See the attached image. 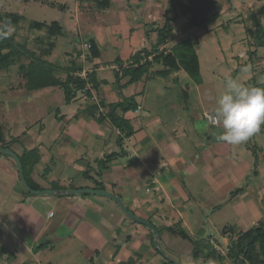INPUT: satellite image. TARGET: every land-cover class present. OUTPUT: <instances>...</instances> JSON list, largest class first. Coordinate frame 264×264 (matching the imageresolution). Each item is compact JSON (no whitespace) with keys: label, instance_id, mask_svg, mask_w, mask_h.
I'll return each instance as SVG.
<instances>
[{"label":"crops","instance_id":"obj_1","mask_svg":"<svg viewBox=\"0 0 264 264\" xmlns=\"http://www.w3.org/2000/svg\"><path fill=\"white\" fill-rule=\"evenodd\" d=\"M171 6L172 0H74V16L65 22L68 50L63 57L58 58L56 43L46 42L51 52L33 51L50 63L59 81L80 69L93 73L100 102L91 104L80 89L70 101L60 87L29 89L14 108L13 129L0 127V264H236L237 256L217 255L210 239L222 247H240L263 223V213L248 188L240 185L235 173L239 163L214 156L210 139L199 158L188 155L183 145L189 151L194 146L190 132H205L195 121L191 131L185 128L177 116L179 106L166 98L175 97L177 86H201L203 78L197 84L183 69L159 62L129 84L127 78L118 80L112 69L116 63L128 67L135 54L156 45L167 18L174 28L173 45L189 38L197 26L185 11ZM57 33L63 35L62 28ZM70 34L75 36L72 41ZM38 40L42 43L36 37L37 46ZM84 43L96 49L86 50ZM17 71L12 75L21 80L16 89L21 93L27 81ZM181 93L187 102V91ZM128 98L136 108L118 109L116 115L129 124L130 135L109 116L110 106ZM39 108L54 117L51 122L40 117L37 132L29 119ZM100 108L102 119L96 115ZM23 180L38 193L29 192ZM86 189L116 196L157 233L132 220L109 197L77 193ZM230 217H239L238 224L229 225Z\"/></svg>","mask_w":264,"mask_h":264},{"label":"rangeland","instance_id":"obj_2","mask_svg":"<svg viewBox=\"0 0 264 264\" xmlns=\"http://www.w3.org/2000/svg\"><path fill=\"white\" fill-rule=\"evenodd\" d=\"M213 1L222 6L218 17L201 23L188 36L193 41L198 42L196 51L200 62L203 84L195 86L192 82L187 88L183 86L182 90L177 86L176 90L178 92L175 93V97L166 96V98L167 101L169 100V102L179 106L178 111H176L177 116L181 118L185 128L191 131L193 129L191 121H195L194 126L205 132L204 134L203 132L199 133V135L190 132L189 137L194 142V146L189 151L182 144L188 155L199 158L201 152L206 148L205 144L210 139L211 142L208 147L213 150L214 156L224 158L230 164L233 161L238 162L239 166L235 168V173L240 179V185L242 184V186L248 188L246 192L258 204L260 214L263 213L260 219H263L264 223V124L246 142L232 146L217 141L216 136L222 133L223 129L215 127L206 118L207 114L215 113L216 99L225 91L228 78H236L243 85L250 88H257V86L264 84V48L256 47L255 38L248 32V30H254L255 32L256 25L251 16L264 6V0ZM73 2L74 0H0V14L12 13L22 16L20 24L13 27L9 34L10 37L15 38L16 42L27 45L30 51L38 52L40 49L37 55L41 54L42 50L50 51L47 46L49 43H56L55 51L58 53V58H62L65 51L68 50L67 40L65 39V22H69L70 16H74L71 13ZM36 22L43 23L47 27H52L56 23L61 26L63 35H49L48 29L38 32L34 29ZM261 24L264 26V16L261 18ZM72 36L74 35L70 36L71 41L73 40ZM36 37L42 41L40 44L38 40L39 46L35 41ZM22 62L28 65L30 61L22 59ZM18 68L19 63L14 64L11 70L9 69L10 71L0 70V127L3 130L6 129L7 132L13 129L15 125L14 116L16 115L14 113L16 110L14 108H17L19 102H22L21 100L29 95L27 94L29 92L27 84H24L21 93H17L16 89H19L17 87L21 80L19 78L15 79L12 74L18 75ZM7 73H10L9 76ZM152 83L155 85L154 82ZM10 84L15 87L12 91L5 87ZM183 90L188 93L187 102L184 98L180 99L179 97L182 96L180 94ZM84 95L86 96V94ZM150 96L152 97L149 100L152 101L153 92H150ZM90 103L95 104L91 100ZM194 103L196 104L194 105ZM184 107L188 108L187 111L183 110ZM40 117H44L51 122L50 118L54 117V113L41 108L34 109V113L29 120L32 129L37 132L39 131L38 121L41 119ZM195 117V120L191 119ZM70 173L71 171L67 175ZM239 190L240 188H236L235 192ZM214 197L216 199V196ZM210 203L213 204V202ZM210 203L205 206L206 212L210 209ZM218 203L222 204L221 201ZM201 216L202 219L207 221L204 214ZM238 218L233 219L230 217L229 225L238 224ZM209 229L206 230L207 233L210 232Z\"/></svg>","mask_w":264,"mask_h":264},{"label":"trees","instance_id":"obj_3","mask_svg":"<svg viewBox=\"0 0 264 264\" xmlns=\"http://www.w3.org/2000/svg\"><path fill=\"white\" fill-rule=\"evenodd\" d=\"M205 1L209 2L210 4H216L215 1ZM175 6L181 8V10L187 13L191 24H193L194 26H199L201 24L194 16L192 4L189 0H172L171 9L173 10ZM263 16L264 6L251 16L256 25L255 32L254 30H248V32L255 38L256 47L258 48H264V26L261 24V18ZM216 17H218V15ZM21 21L22 16H20L19 14H0V29H12L15 26L17 27ZM171 21V19L167 18L164 27L159 30L158 43L154 45L151 50H155L160 45L165 44L167 40L173 39L174 28ZM34 29H48L49 35L55 36L58 34V29L59 31H61V26L55 23L52 27H47L43 23L36 22L34 24ZM197 45V41H193L190 38L184 39L174 45L172 44L169 48L170 52L167 55L161 54L155 58L154 62L141 65V53L149 51L148 49H143L135 54L131 65H129L128 67H124L122 66V64L116 63V65L120 67V72H114L118 80H120L121 77L127 78L129 84H131L141 80L145 75H147L155 63L163 62L164 64L172 68L175 67L176 69H183L188 74V76L195 81V83L201 84L202 76L200 73V62L196 51ZM90 49L94 51L96 49L95 45L91 44ZM84 55L85 54H83L82 56ZM22 59L29 60V64L27 65V63L22 62ZM18 63V70L26 79L28 89L60 87L61 89H63L67 101H70L74 97L75 89L84 91L88 82L92 83L94 89L98 91V84L93 73H89L88 79L83 80L79 77V74L82 73V70L80 69L73 75L68 74L66 79H64L63 81H59L54 77V71L52 70L50 63L40 59L35 54V52L28 49L27 45L16 42L15 38L10 37L9 35L7 36V38L0 39V70L9 71V69L14 64ZM257 88L264 89V84L257 86ZM86 94L91 95L89 92H86ZM135 108L136 104L134 100L130 98L124 99L123 102L116 103L110 106L109 116L111 120L115 125L118 126V128H125L128 135L131 134L130 126L124 119L116 115V111L118 109H121L123 112H126ZM102 118H104V116L101 114L100 119ZM25 160L24 157L20 158L23 172L28 169ZM33 165H29V167H33ZM98 186L101 189L104 188L102 184H98ZM229 249L230 250L227 257L233 259L237 256V258H235L236 264H264V223L260 224L257 227H254L251 232H249L242 239L240 247L236 248L235 246L230 245ZM213 251L217 254L215 249Z\"/></svg>","mask_w":264,"mask_h":264},{"label":"clouds","instance_id":"obj_4","mask_svg":"<svg viewBox=\"0 0 264 264\" xmlns=\"http://www.w3.org/2000/svg\"><path fill=\"white\" fill-rule=\"evenodd\" d=\"M11 28L0 29V39ZM214 121L223 129L216 139L237 146L246 142L264 124V89L247 87L236 78L226 80L225 91L216 99Z\"/></svg>","mask_w":264,"mask_h":264},{"label":"built area","instance_id":"obj_5","mask_svg":"<svg viewBox=\"0 0 264 264\" xmlns=\"http://www.w3.org/2000/svg\"><path fill=\"white\" fill-rule=\"evenodd\" d=\"M172 40H167L165 44L163 45H160L159 47H157L155 50L154 49H150L148 52H142L141 55H140V64L143 65V64H146V63H152L154 62L155 58L161 54L163 55H167L170 50V46L172 45ZM84 48L85 49H89L90 48V45L85 43L84 44ZM83 57V56H82ZM112 69L114 71H117V72H120V67L116 64H114L112 66ZM88 75H89V72L87 71H84L82 72L81 74H79V77L82 78L83 80H87L88 79ZM86 92H89L91 95H88L86 94ZM84 94H86V97L91 100L93 103L95 104H99V96H98V91H96L93 87V84L92 83H87V86L86 88L84 89L83 91ZM101 111H104L103 108H100L99 112L96 114L97 117H99L101 114ZM206 118L208 119V121L214 125V126H219L218 124L215 123L214 121V114H207L206 115ZM54 216V213L51 212L50 213V217H53ZM210 244L213 246V248L215 249V251L217 252V254L219 256H222V257H227L228 256V253H229V246H226V247H222L220 246V244L212 237L210 239Z\"/></svg>","mask_w":264,"mask_h":264},{"label":"water","instance_id":"obj_6","mask_svg":"<svg viewBox=\"0 0 264 264\" xmlns=\"http://www.w3.org/2000/svg\"><path fill=\"white\" fill-rule=\"evenodd\" d=\"M190 3L192 4V8H193V14L195 16V18L200 22V23H205L208 20L216 17L217 15L220 14L221 10H222V6L219 4H212L210 5L207 1L205 0H189ZM4 154L13 157L16 161H18L17 157L15 156V154L10 151V150H4L3 151ZM20 166V165H19ZM25 188L32 193H38V192H33L31 189H29V187L27 186L26 182L23 180L22 181ZM48 194H53L54 192H47ZM77 193H85V194H91V195H99V196H106L111 198L112 200L116 201L121 208L123 209V211L125 212V214H127V216H129L132 220L140 222V223H144L146 225H148L153 231L154 233H157L155 231V229L151 226L150 223L144 221V220H139L138 218H136L131 212L128 211V209L122 204L121 200L119 198H117L116 196L106 192V191H102V190H90V189H86V190H79L77 191Z\"/></svg>","mask_w":264,"mask_h":264}]
</instances>
